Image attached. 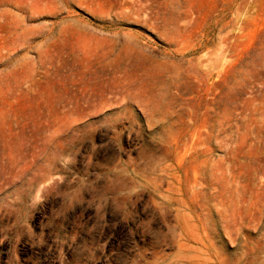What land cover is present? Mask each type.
Wrapping results in <instances>:
<instances>
[{"label": "rangeland", "instance_id": "obj_1", "mask_svg": "<svg viewBox=\"0 0 264 264\" xmlns=\"http://www.w3.org/2000/svg\"><path fill=\"white\" fill-rule=\"evenodd\" d=\"M0 264H264V0H0Z\"/></svg>", "mask_w": 264, "mask_h": 264}, {"label": "bare ground", "instance_id": "obj_2", "mask_svg": "<svg viewBox=\"0 0 264 264\" xmlns=\"http://www.w3.org/2000/svg\"><path fill=\"white\" fill-rule=\"evenodd\" d=\"M202 63V62H201Z\"/></svg>", "mask_w": 264, "mask_h": 264}]
</instances>
